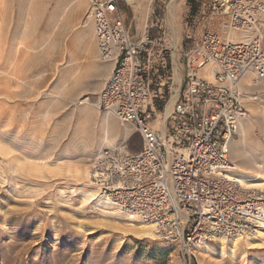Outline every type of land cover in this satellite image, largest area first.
I'll return each instance as SVG.
<instances>
[{
	"label": "rangeland",
	"instance_id": "1",
	"mask_svg": "<svg viewBox=\"0 0 264 264\" xmlns=\"http://www.w3.org/2000/svg\"><path fill=\"white\" fill-rule=\"evenodd\" d=\"M141 1L122 11L133 37L154 44L145 58L157 95L150 122L160 124L178 97L184 53L210 21L205 0ZM87 5L0 0V264H264L262 227L235 246L199 240L196 249L148 235L144 223L91 200L94 152L121 143L136 152L141 140L97 107L112 62L98 59ZM252 81L241 85L247 116L229 160L237 177L262 183L254 187L264 196V78Z\"/></svg>",
	"mask_w": 264,
	"mask_h": 264
},
{
	"label": "built area",
	"instance_id": "2",
	"mask_svg": "<svg viewBox=\"0 0 264 264\" xmlns=\"http://www.w3.org/2000/svg\"><path fill=\"white\" fill-rule=\"evenodd\" d=\"M205 1L210 25L184 53L178 97L160 124L150 122L157 95L145 58L154 44L129 32L127 0H88L84 15L98 59L113 63L97 107L141 140L136 152L124 143L97 149L89 179L113 207L151 223L157 238L186 246L248 235L251 211H258L256 191L244 189L231 169L229 148L247 116L238 81L248 74L264 78V0ZM204 67L212 80L200 74Z\"/></svg>",
	"mask_w": 264,
	"mask_h": 264
},
{
	"label": "bare ground",
	"instance_id": "3",
	"mask_svg": "<svg viewBox=\"0 0 264 264\" xmlns=\"http://www.w3.org/2000/svg\"><path fill=\"white\" fill-rule=\"evenodd\" d=\"M127 2H128V5H134V6H137V4H136V2H137V0H127ZM145 2V0H143V1H141V3H144ZM84 24H89L91 27H92V24H91V22H90V20H89V18L88 17H86L85 16V20H84V22H83ZM92 31H93V27H92ZM82 34H83V32H82ZM144 35L142 36V37H144L145 36V33H143ZM93 36H94V33H93ZM95 40V39H94ZM95 42V41H94ZM112 65H113V63H112ZM200 74L202 75V76H204V77H206V78H208L209 80H212V73L209 71V68H207V67H204L202 70H201V72H200ZM246 77H249V78H251L252 80H255L252 76H250L249 74L248 75H245V76H242L240 79H239V81H238V87L242 90V88H241V85L244 87V88H246V89H249V88H251L252 87V82L248 79V78H246ZM256 81V80H255ZM241 82V83H240ZM254 82V81H253ZM172 110V109H171ZM171 110L164 116V118L163 119H165L168 115H169V113L171 112ZM107 114V113H106ZM109 115V114H108ZM111 116V115H110ZM113 117V116H112ZM107 119V118H106ZM107 121V124H108V119L106 120ZM241 125V124H240ZM106 134H107V132H106ZM117 145H120V144H117ZM105 147H107V146H105ZM237 150H238V152L239 153H241V149L239 148H237ZM230 166H231V169L232 170H235V166L234 165H231L230 164ZM87 180H88V182H89V184L93 187V188H95L94 187V184L91 182V180L89 179V176H88V173H87ZM237 180H238V182L243 186V188L244 189H248V190H257L258 192H255L254 193V195L256 196V200H258L257 202H254V206H256L257 207V209H258V213L257 212H253V211H251V214H252V216L256 219L255 221H254V218H253V221L251 222L252 224H254V225H251L248 229H250V231H249V235L250 234H252V235H254V237H258L259 236V233H258V231H254V230H251V227H255V229L257 228V227H262V228H264V196L262 195V194H260L259 192H261L259 189L260 188H258V187H254L255 185H258V184H262V183H247V182H245L243 179H240L239 177H237ZM96 189V188H95ZM97 190V189H96ZM93 191V190H92ZM86 193V192H85ZM86 195H88L87 193H86ZM90 196V195H89ZM97 196H99L100 198H101V200L104 202V203H106V205H108L109 207H111V208H113L114 209V207L111 205L112 203L107 199V198H103L102 196H100L99 194H98V191H97V195H94V197H92L91 198V200H93L94 201V199H95V201H96V198H98ZM91 197V196H90ZM83 200L84 201H86V202H88V198H85V197H83ZM90 202V201H89ZM102 202V203H103ZM98 204H101V203H99L98 202ZM104 205V204H103ZM117 211H119V212H121L122 213V211H120V210H117ZM123 214V213H122ZM127 219H129V220H131V221H134V222H140V221H137V220H134V219H130L128 216H125ZM140 223H144V222H140ZM143 226H144V228L146 229V234H148V235H151V234H153L154 235V237H156V235L154 234V231H153V225L151 224V223H144L143 224ZM157 238V237H156ZM240 239V236L238 235V236H236V237H234V238H232V243H233V246H235V245H237L236 243H238L237 241ZM218 240H228V239H225V238H223V237H218ZM168 241V240H167ZM197 242H201V241H195V242H193L192 241V243L190 244V246L191 247H194V248H196V249H198V248H200L201 247V245L199 244V243H197ZM205 246H207V245H205ZM233 248V247H232ZM221 252H223V251H221ZM222 254V253H221Z\"/></svg>",
	"mask_w": 264,
	"mask_h": 264
},
{
	"label": "crops",
	"instance_id": "4",
	"mask_svg": "<svg viewBox=\"0 0 264 264\" xmlns=\"http://www.w3.org/2000/svg\"><path fill=\"white\" fill-rule=\"evenodd\" d=\"M188 49V48H187ZM105 69H107V68H105ZM183 69H184V65H183ZM246 78H248L252 83H254L253 81H252V79L251 78H249V77H246ZM183 79V78H182ZM107 80V79H106ZM181 82H182V80H181ZM180 86H181V84H180ZM179 90H180V87H179ZM179 92V91H178Z\"/></svg>",
	"mask_w": 264,
	"mask_h": 264
},
{
	"label": "trees",
	"instance_id": "5",
	"mask_svg": "<svg viewBox=\"0 0 264 264\" xmlns=\"http://www.w3.org/2000/svg\"><path fill=\"white\" fill-rule=\"evenodd\" d=\"M148 85H149V88L151 87V82H150V79H149V77H148Z\"/></svg>",
	"mask_w": 264,
	"mask_h": 264
}]
</instances>
